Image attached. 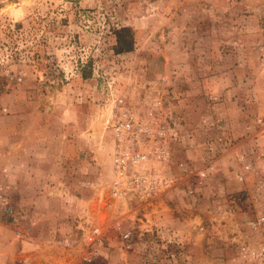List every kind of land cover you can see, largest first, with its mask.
<instances>
[{
    "label": "rangeland",
    "instance_id": "rangeland-1",
    "mask_svg": "<svg viewBox=\"0 0 264 264\" xmlns=\"http://www.w3.org/2000/svg\"><path fill=\"white\" fill-rule=\"evenodd\" d=\"M119 95L180 124L150 197L110 195ZM0 264H264V0H0Z\"/></svg>",
    "mask_w": 264,
    "mask_h": 264
},
{
    "label": "built area",
    "instance_id": "built-area-1",
    "mask_svg": "<svg viewBox=\"0 0 264 264\" xmlns=\"http://www.w3.org/2000/svg\"><path fill=\"white\" fill-rule=\"evenodd\" d=\"M154 114L149 109L147 118L143 119L124 97H115L106 121L113 137L109 161L112 197L123 199L134 194L150 197L166 186L168 178L163 166L168 163L169 155L165 138L176 134L180 124L172 114H165L162 119L155 118ZM4 211L15 218L9 204H5ZM91 232L92 238L87 243H100V229L95 226ZM129 234V231L122 232V239L127 240Z\"/></svg>",
    "mask_w": 264,
    "mask_h": 264
},
{
    "label": "trees",
    "instance_id": "trees-1",
    "mask_svg": "<svg viewBox=\"0 0 264 264\" xmlns=\"http://www.w3.org/2000/svg\"><path fill=\"white\" fill-rule=\"evenodd\" d=\"M116 45L115 52L122 53L132 50L133 38L131 35V29L126 26H122L115 29Z\"/></svg>",
    "mask_w": 264,
    "mask_h": 264
}]
</instances>
